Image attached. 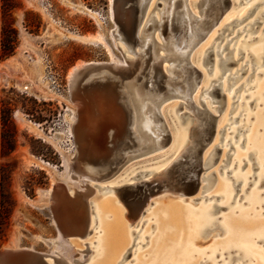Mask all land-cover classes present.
<instances>
[{
	"label": "rangeland",
	"instance_id": "rangeland-1",
	"mask_svg": "<svg viewBox=\"0 0 264 264\" xmlns=\"http://www.w3.org/2000/svg\"><path fill=\"white\" fill-rule=\"evenodd\" d=\"M196 1L190 0L194 12L199 11ZM255 1L242 0L239 3L231 0V6L212 36L201 42L191 54L192 63L204 73L201 85H208L213 72L210 73L203 64L204 50L211 38L222 34L225 22L249 12L243 22L234 28L230 24L216 39L219 48H223L229 39L236 36L238 29L247 25L222 51V55L228 54L225 60L232 66L225 67L217 81L225 73L237 78L221 84L220 110L214 107L219 106V101L214 104L205 101L207 108L217 115V122L215 135L201 155V159L208 160L209 152L215 146L214 161L201 172L206 178L199 186L185 189L174 184V193L166 190L149 194L145 186L106 191L105 186L115 183H125L126 186L149 179L166 161L176 156L189 132L193 116L185 107L175 110L181 99L168 98L164 102V115L172 141L162 149L130 158L112 177L94 182L88 206L83 204L63 210L52 199L55 194L60 189H75L80 193L86 189L85 184L90 183L72 179V161L77 151L72 129L80 108L74 104L70 72L81 62H125V55L130 53L123 54L116 47L111 33L119 24L127 25L129 11L125 9L124 0H118L113 7L110 0H3L4 46L0 59L9 61L3 64L8 81H0V252L58 253L69 264H95L100 257L98 249L105 222L113 217L115 211L107 208L110 216L99 221L100 201L113 197L115 205L124 213L122 221L126 231L120 255L113 264H151L153 251L159 245L157 237L162 231L160 211L168 203L187 208L191 211V218H197L202 210L211 207L210 217L217 224L207 233L195 237L194 250L185 257L192 262L179 264H257L258 260L254 258L244 261L239 255L240 247L232 246L223 252V243L230 234L224 229L228 219H238L240 213L249 212L251 221L264 224V152L252 149L253 142L264 139V126L257 124L264 114V54L256 53L257 47L262 46L261 51L264 48V16L260 14L264 4L259 3L256 9L253 7L247 11ZM152 8L154 6L149 10ZM157 11L154 9L153 12L156 14ZM255 18L253 25L248 24ZM159 53L163 54L164 50ZM218 57L214 55L208 65L220 73L222 68H214V60L216 62ZM251 66L255 67L254 70L250 69ZM39 85L43 92L32 88ZM235 89L233 97L231 92ZM200 94L198 88L194 97L198 99ZM17 112L27 120L26 125L17 120ZM182 112L188 115L183 123L177 125L172 114ZM234 118L237 119L234 121ZM177 119L179 123L182 121ZM112 128L108 124L104 132ZM91 130L89 125L84 134ZM181 133L184 134L182 138L179 136ZM229 139L230 143L225 144ZM97 147L100 146L97 144ZM146 170L150 172L135 177L138 172ZM210 173L212 175L207 177ZM177 179L178 173L174 172L171 181ZM141 202L143 207L135 213V218H128L127 205ZM88 213L91 219L87 225ZM63 220L73 221L72 229L77 232L86 229L90 232L83 238H67L60 228ZM83 223H86V228ZM186 234L183 235L185 237L177 235L176 243L184 245L188 238ZM259 238L261 240L258 241ZM70 241L86 252L76 249ZM254 242L264 253V233L258 235ZM178 256L170 259H179Z\"/></svg>",
	"mask_w": 264,
	"mask_h": 264
},
{
	"label": "bare ground",
	"instance_id": "bare-ground-1",
	"mask_svg": "<svg viewBox=\"0 0 264 264\" xmlns=\"http://www.w3.org/2000/svg\"><path fill=\"white\" fill-rule=\"evenodd\" d=\"M144 1L145 0H139L140 6L143 5ZM238 2L242 3V0H238ZM110 3L111 7H113L114 0H110ZM196 3L199 7L198 12H194L190 7V0H157L155 2H153V0H148L146 11L143 16V21L140 25L139 35L142 36L141 28L144 23H146V26L151 25L152 32L151 34L145 35L143 42L144 44L141 49L138 44L136 51H130L132 53V56H129L131 55V53L128 55L130 58V62L127 60V58H125V62L122 63H117L113 60L111 62H81L73 67L69 76L72 80L77 70L83 68L88 64H113L116 66H123L128 69L127 80L133 83V86L131 88L133 96L136 100V103L140 104L143 112V120L141 121V124L136 121L135 112L133 115L134 123L132 128L135 130V133L137 135V145L135 146L136 152L147 150L150 147L162 149L172 141L173 136L168 126L167 119L164 115V109L166 107V105L164 106L165 96L174 95L172 97L182 100L177 105L175 110L181 109L182 107H185L187 110H189V112L193 116V121L189 128L187 136L183 138L182 146L178 151H176V156L173 159L166 161L161 167L158 168V170L156 169L158 172L154 173L149 179L136 181L143 183L144 186L148 189L149 194H154L162 191L164 192L166 190H171V192L173 193L175 192V190L172 189L173 186H170L172 174L174 172H177L179 175V171H177V168L184 160L189 161L192 159L191 157L195 152V147L201 140H204L207 135V131L209 128L208 116L211 110L207 108L205 101L209 100L211 104H214L215 101H219V106L214 107H217L220 110L221 103L219 99L220 96L223 95L221 84L229 82L232 78H237L236 76L230 77V74L225 73L223 78L217 81V79L223 73L224 68L232 66L230 63H228V60L227 62L225 60L228 54L224 56L222 55V51L232 39H234L242 30L246 29L247 25H245L241 29H238L236 36L229 39L227 41V44L223 48H219V43L216 44V39L222 36V34L226 31V29H228L230 24H233L234 28L236 25L243 22L244 17L248 15L249 12L243 14L239 18L234 17L229 22H225L221 28L223 31L222 34L219 33L214 38H211V42L203 52L204 55L202 56V60L203 64L207 66V70L210 73L213 72V77L210 79L208 85H201L204 73L199 67L192 63L191 54L201 42L209 40V38L212 36V33L215 31L216 26L220 24L219 22L222 20L223 15L231 6L232 2L231 0H197ZM259 3L264 4V1L260 2V0H256L255 2L251 3L249 7H247V11H250V9H253V7H255L254 9H256ZM151 6H154V8L149 10ZM154 9H158L156 14L153 12ZM260 14L264 16V10L261 11ZM255 22L256 18L248 24L253 25V23ZM111 35L114 39L116 47L119 48L117 40V28L112 30ZM157 47H159L158 51ZM257 49V55L262 53L264 54V48L261 51L262 46L257 47ZM160 50H164V53L160 54ZM249 53L252 54L253 52L250 51ZM214 55L219 56L216 62L214 60V68L215 70H218V68H222L220 73L214 72L213 67L208 65ZM262 63H264V60ZM254 68V66L250 67L251 70H254ZM236 72L237 70L235 71V73ZM107 74L111 75L112 71L109 69L100 68H96L90 71L86 76L85 83L87 84L83 85L82 88L86 93H90L92 90L90 88L92 87V82L96 79L105 80V75ZM0 81H7V76H3L1 71ZM32 88L39 92L44 91L40 85L38 86V88L34 86H32ZM198 88H200L201 94L199 95L198 99H196L194 95ZM236 90L237 89L231 92L233 97L236 93ZM245 97L246 96H244L243 98ZM129 101L134 111L136 104L132 100H130V98ZM74 104H76L78 108H81L80 103L74 102ZM187 115L188 114L186 112H182L177 115L172 114V117H174V122L177 125H180L184 122V120H186ZM16 117L17 120H19V122H21L23 125H26V123H28L20 112L16 113ZM177 118H181L180 121H182L179 123ZM236 119L237 118H234V121ZM76 123L77 121L73 122L74 125L72 129V133L74 134L75 138L76 129L74 126ZM257 124L260 127L264 126V114L258 119ZM83 127L85 131L88 126ZM141 128L150 135L140 134L139 129ZM179 136L182 138L184 134L181 133ZM229 143L230 139L225 144L228 145ZM263 148L264 139H262L260 142H253L252 149L262 150ZM214 149L215 146L209 152L208 160L204 161L202 158L201 162L203 166H205L206 163L210 160ZM82 161L83 160L81 159V157L74 156L72 163L75 164L77 171L72 174V179L81 182L82 180L77 173L81 171L80 173H83L86 178L89 179L90 183L84 186L86 187L85 190H82V192L77 194H75L73 191L75 189L67 192L63 189H60L57 193L55 191L56 194L52 199L57 204H63L64 202L70 200H75L74 202L76 203V201L79 200L78 198H81L88 206V196L91 193L92 188L95 186L94 184L96 183V181L105 179V175H103L100 170L97 169L98 167L85 165L83 168ZM147 172L150 171L146 170L143 172H138L135 177L141 173H143L144 175ZM227 172H230V169ZM211 173L207 177H210ZM202 174L200 177L201 181L202 179L206 178ZM109 175L110 174H108L107 176ZM246 176L247 174L244 175V177ZM110 186H105L106 191H120L123 187H125V183H115L111 187ZM207 186L208 184L204 185L203 188H206ZM236 186L238 185H235L234 187ZM206 199H209V197L207 196ZM253 199L256 200V196H254ZM115 204L116 200L113 197H106L105 199L100 201L99 210L101 214L98 217L99 221L110 216L107 213V208L115 209V211L113 213V217L105 222V230L100 238L101 244L98 249L100 257L97 259L95 264H113L117 261L120 255V248L121 244L123 243V237H126V231L124 229V223L122 221L124 213H121V209ZM141 205V203H129L127 205V217L130 219L135 218L137 214L136 212L140 210L141 207H143V205ZM210 208L211 207L202 210L197 218H191L189 214V212L191 211H189L187 208H183L176 203H168L165 208L160 211L162 219V231L157 237L159 239V245L153 251L152 262L150 263L179 264L182 261L191 263L192 260H190L189 258L185 259V257L189 256L192 253V251L194 250V239L200 234L201 230L204 229L202 225L203 223L200 219L202 216L201 214H203L204 211H207ZM87 211L89 212V207ZM248 216L249 212H245L240 213L237 217L238 219H228L229 223L227 225L225 224V226L229 229L228 233L230 234L223 243V252L229 250L232 246L240 247V249L242 248L245 250V253L255 256V259L258 260L257 264H264V253L263 251L259 250V248L255 245L256 242H254V239L257 238L258 235L264 233V224L257 223V220L251 221ZM87 217L88 225V223L90 224L91 219L89 213ZM89 232L90 231L87 230V233ZM184 234L188 236V238L186 239L187 242H185L184 244L185 247H183L184 245H182L179 241V243H176L177 235L183 236ZM70 244L73 245L76 249L86 252L83 249H79L72 241H70ZM57 254L48 255L50 256V261L53 264H69L62 258V256ZM174 255H179V259L177 258L175 260L173 259V257L172 259H170L171 256ZM0 264H8V262L5 259H0Z\"/></svg>",
	"mask_w": 264,
	"mask_h": 264
},
{
	"label": "water",
	"instance_id": "water-1",
	"mask_svg": "<svg viewBox=\"0 0 264 264\" xmlns=\"http://www.w3.org/2000/svg\"><path fill=\"white\" fill-rule=\"evenodd\" d=\"M117 1L118 0H114V5ZM123 4L125 9L129 11V20L125 26L122 24L118 25L117 40L119 49L122 52L131 53L136 51L138 44L141 49L144 44L145 35L151 34L152 32L151 25L146 26V23H144L141 28L142 36L139 35L140 25L143 21L148 0H145L142 6H140L139 0H124ZM158 50L159 47H157V51ZM125 58H127L130 62L129 56L125 55ZM96 68L109 69L112 71V74L105 75V80L96 79L93 81L92 87H90L92 89L91 92L86 93L82 88L83 85L87 84L85 83L86 76L90 71ZM127 70L128 69L123 66H116L113 64H88L77 70L70 83L74 102H78L81 105L79 117L74 126L76 129L75 140L77 144L75 156L81 157L83 160V168L85 165L98 167L97 169L105 175V178L112 177L130 158L156 149L155 147H150L144 151H135V146L137 145V135L135 130L132 128L134 123L133 115L135 112L136 121L141 124V121L143 120V112L140 104L136 103L133 96L131 89L133 83L127 80ZM172 96L174 95L165 96V100L168 98H175ZM129 98L136 104L134 111ZM216 120L217 115L210 112L208 116L209 128L206 137L195 147V152L191 157L192 159L189 161L184 160L177 168V171H179L178 179L173 182L171 181L170 186H174V184H179L184 188H194L199 186L201 182L200 177L202 170L209 168L214 161L211 156L210 160L205 166H203L201 162V155L205 147L212 141L215 135ZM108 124L113 128L105 133V126ZM89 125H91L92 130L90 133L88 131V134L86 135L84 134L83 126L89 127ZM139 130L140 134L150 135L145 130H142V128ZM103 143H105V145H103ZM97 144L100 146L99 148L97 147ZM99 149H101V151ZM72 165L74 172H76L77 168L75 164L72 163ZM80 172L77 173L82 180L81 182L86 180L89 181V179H87L86 176ZM108 174L110 175L107 176ZM138 186H144V184L141 182H135L133 184H127L125 187L134 189ZM73 191L75 194L78 193L75 190ZM78 199L79 200L76 201V203L74 202L75 200H70L64 202L63 204L60 203L59 205L63 208V210L72 208L74 203V206H83V203L85 204L84 200L81 198ZM141 204L143 205V202H141ZM72 223L73 221L70 220H63V222H61L60 228L63 234L67 238H70L71 236L83 238L87 234V229L81 233L77 232L72 229L74 226ZM83 225L86 228V223H83ZM0 259H5L8 264H53L50 261V256L25 250L1 251Z\"/></svg>",
	"mask_w": 264,
	"mask_h": 264
},
{
	"label": "flooded vegetation",
	"instance_id": "flooded-vegetation-1",
	"mask_svg": "<svg viewBox=\"0 0 264 264\" xmlns=\"http://www.w3.org/2000/svg\"><path fill=\"white\" fill-rule=\"evenodd\" d=\"M262 151L264 152V148L262 149ZM202 212V211H201ZM201 221H202V225L204 227V229L201 230L200 234L199 235H203L204 233H207L208 231H210L213 227H215L216 222L214 219H212L210 216H211V210L208 209L207 211H204L203 214H201ZM199 219V218H198ZM200 221V222H201ZM226 227V226H225ZM225 231H229V229L226 227L224 228ZM261 240V238L258 239V241ZM240 257L243 258L244 261H248L250 258H254L255 259V256H252L250 254H247L245 253V250L244 249H240Z\"/></svg>",
	"mask_w": 264,
	"mask_h": 264
},
{
	"label": "crops",
	"instance_id": "crops-1",
	"mask_svg": "<svg viewBox=\"0 0 264 264\" xmlns=\"http://www.w3.org/2000/svg\"><path fill=\"white\" fill-rule=\"evenodd\" d=\"M3 0H0V55L2 53L3 50V46H2V39H3ZM9 61V59H0V71L2 73L3 76H7L6 72L3 70L4 63H7ZM7 81H8V77H7ZM0 143H1V122H0Z\"/></svg>",
	"mask_w": 264,
	"mask_h": 264
},
{
	"label": "trees",
	"instance_id": "trees-1",
	"mask_svg": "<svg viewBox=\"0 0 264 264\" xmlns=\"http://www.w3.org/2000/svg\"><path fill=\"white\" fill-rule=\"evenodd\" d=\"M2 46H4V42H3V39H2Z\"/></svg>",
	"mask_w": 264,
	"mask_h": 264
}]
</instances>
